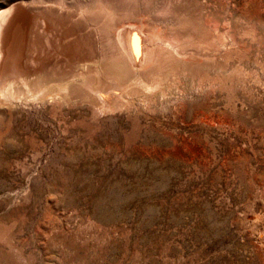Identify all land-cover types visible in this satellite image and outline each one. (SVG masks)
I'll list each match as a JSON object with an SVG mask.
<instances>
[{
    "label": "rangeland",
    "instance_id": "1",
    "mask_svg": "<svg viewBox=\"0 0 264 264\" xmlns=\"http://www.w3.org/2000/svg\"><path fill=\"white\" fill-rule=\"evenodd\" d=\"M16 4L29 23L23 70L0 71V93L14 83L0 94V264H264V0H0V13ZM95 6L107 22L87 18ZM140 22L168 40L138 30V61L161 45L164 64L112 88L106 37ZM39 77L71 88L39 98L22 84Z\"/></svg>",
    "mask_w": 264,
    "mask_h": 264
},
{
    "label": "bare ground",
    "instance_id": "2",
    "mask_svg": "<svg viewBox=\"0 0 264 264\" xmlns=\"http://www.w3.org/2000/svg\"><path fill=\"white\" fill-rule=\"evenodd\" d=\"M62 3V2H61ZM62 5H64V4H62ZM67 5V4H66ZM97 5H99V4H97ZM106 5H108V4H106ZM110 5V4H109ZM68 6V5H67ZM111 6V5H110ZM109 6V7H110ZM61 7V6H60ZM65 7V6H64ZM52 8H54V6L52 7ZM55 9V8H54ZM58 9V8H57ZM63 9H65V8H63ZM95 9H96V11H90V12H88L87 13V18L88 19H90L91 21H96L97 22V24L99 23V22H101L102 21V19L104 18V9L105 8H103V6L102 7H100V6H95ZM108 9V8H107ZM110 9V8H109ZM53 10V9H52ZM51 10V11H52ZM69 10V9H68ZM35 11V10H34ZM64 11H67V10H64ZM71 12L72 11H67L65 14H59V15H57V14H55V19H56V17H58L59 19H61V18H64V17H66V18H68L70 15H72L71 14ZM64 13V12H63ZM89 13H91V14H89ZM11 14H12V9H9V10H5V11H3V12H1L0 13V68H1V65H2V63H3V60H4V62H5V64H4V71H2L1 72V74H2V78L3 77H5V78H11V74H15V73H19L20 71H22L23 70V67L21 66V57H22V46H23V41H24V38H25V33H26V29H27V25H28V23H29V19H27L26 21H24L23 19H21V17L16 21V24H15V26H14V33H11L10 34V37L9 36H7V40H8V42L7 43H5V40H4V25L6 24V22H7V20L11 17ZM52 14V13H51ZM51 16H53V15H51ZM107 16V15H106ZM108 17V16H107ZM103 20H105V19H103ZM66 21V20H65ZM40 23H41V21H39ZM39 22H37V23H39ZM105 22H107L106 20H105ZM141 23V22H140ZM109 24V23H108ZM107 24V25H108ZM33 25V24H32ZM34 25H35V23H34ZM104 26L106 25V24H103ZM135 26V30H137L136 32H135V30L134 29H132L133 31H126V28H124V26H126V24L123 26V25H121L122 27H120V29L118 30V32H115V33H113V31L112 30H110V31H112V34H109V35H107L108 37H106V38H108V40H109V43L110 44H108V46L110 45V47H111V51L114 53V54H116V60L114 59L113 61H111V60H107V61H105L104 63H103V72L105 71V73H104V75L106 76V78L108 79V82L110 83V87H112V88H120L121 86H123V85H126V84H128L129 83V81L131 82V81H137L138 79L139 80H142V75H141V73H140V71H143V70H141L142 68H144V65L146 66V63H148V62H150L149 64L151 65V66H153V67H150V68H155L156 66H157V64L158 65H160L161 66V64H164V62L163 63H161L160 62V64L158 63V61L156 60L157 58H155V60L157 61V62H153V57H154V52L156 51V53L157 54H159L158 52H157V50L159 49L158 47H160V46H158L159 44H155L156 46H158L157 47V50H154V49H156V48H154V49H151L150 50V52L148 53V55L147 56H145V57H143L140 61H138V44L141 42H139L138 43V40H139V38H141V37H139V36H141V35H139L138 36V34H136V33H138V30L141 32V33H145L148 37H150V39H153L154 38V41L157 39V42L156 43H158V40H160V42L159 43H161V41L163 42V41H167L166 40V37H165V35H166V29L164 28V30H166V31H164V30H161V29H156V28H158V27H156L155 29L156 30H153V31H150L149 30V28L148 29H146V27H145V25H144V23H141V24H129V26ZM147 25V24H146ZM38 26V25H37ZM40 26V25H39ZM116 26V25H115ZM115 26L113 27V28H115ZM128 26V25H127ZM128 26V27H129ZM150 26V25H149ZM44 27V26H43ZM42 27V28H43ZM106 27V26H105ZM117 27H119V26H117ZM151 27V26H150ZM107 28V30L108 29H110V28H108V27H106ZM112 28V27H111ZM129 28H131V27H129ZM38 29L39 28H37V31H38ZM117 29V28H116ZM163 29V28H162ZM36 30V29H35ZM40 30V29H39ZM109 31V30H108ZM34 32V31H33ZM32 32V33H33ZM49 32V31H48ZM139 32V33H140ZM46 33L47 32H45L44 34H41V36L42 37H44V38H46ZM144 34V35H145ZM32 35V34H31ZM36 35H37V32H36ZM49 35V34H48ZM21 36V37H20ZM34 36V35H33ZM32 37V36H31ZM41 37V38H42ZM35 38V37H34ZM169 38V37H168ZM46 39H48V38H46ZM45 39V40H46ZM27 40V39H26ZM32 41V40H31ZM39 41V40H38ZM49 41H51V40H49ZM105 41H107V40H105ZM8 43H10V47H9V56H8V59H6V61H5V56H4V49L6 50V48H7V44ZM31 43V42H30ZM45 43V42H44ZM51 43V42H50ZM169 43H171V42H169ZM25 44H27V43H25ZM172 44V43H171ZM35 45H38V44H35ZM164 45H166V44H164ZM167 45H168V43H167ZM179 45V44H178ZM178 45H175V47L176 46H178ZM39 46V45H38ZM41 46V45H40ZM44 46V45H43ZM163 46V45H162ZM173 46V45H172ZM179 46H181V45H179ZM109 47V48H110ZM163 47H165V46H163ZM167 47H169V46H167ZM37 48V47H36ZM36 48H35V51H36ZM180 48V47H179ZM165 49V48H164ZM163 49V50H164ZM177 49H178V47H177ZM184 49V48H183ZM31 50H32V48H31ZM163 50L161 51V52H163ZM165 50H167V48L165 49ZM175 50V49H174ZM179 50V49H178ZM180 50H182V49H180ZM139 51H140V49H139ZM160 51V50H159ZM168 51H170V50H168ZM176 51V50H175ZM29 52V51H28ZM166 52V51H165ZM170 52H173V49H172V51H170ZM170 52L167 54H164V56H166V55H169L170 54ZM177 52V51H176ZM32 53V52H31ZM164 53V52H163ZM182 53V52H181ZM181 53H179L180 55H181ZM186 53H187V51H186ZM190 53V52H189ZM111 55H112V53H110ZM139 54H140V52H139ZM146 55V54H145ZM160 55H163V54H159V56ZM171 55H172V53H171ZM177 55V54H176ZM175 54H174V56H176ZM26 56V55H25ZM186 56V55H185ZM140 57V56H139ZM173 57V56H172ZM159 58V57H158ZM165 58H167V57H165ZM162 60H163V58H161ZM174 59H175V57H174ZM169 60H171L170 58L168 59V61ZM176 60V59H175ZM159 61H160V59H159ZM164 61V60H163ZM167 61V60H166ZM165 61V62H166ZM174 61V60H173ZM170 62V61H169ZM172 62V61H171ZM175 62V61H174ZM167 64H170V63H167ZM167 67V66H166ZM169 67V66H168ZM159 68V67H158ZM97 69V68H96ZM159 70H161V69H159ZM150 71H151V69H150ZM149 71V72H150ZM162 71V70H161ZM144 72V71H143ZM147 72V71H146ZM145 72V73H146ZM155 72V71H154ZM156 73H158V72H156ZM161 74H162V72H161ZM160 74V75H161ZM23 75H25V74H23ZM40 75V74H39ZM38 75V76H39ZM46 75V74H45ZM82 74H79L77 77H79V76H81ZM84 75V74H83ZM144 75V74H143ZM160 75H158V76H160ZM163 75V74H162ZM26 76V75H25ZM148 76V75H147ZM146 76V77H147ZM157 76V77H158ZM64 77V76H63ZM44 78V77H43ZM61 79H63L62 77H60ZM69 78V77H68ZM145 78V77H144ZM144 78H143V80H144ZM160 78V77H159ZM12 79V78H11ZM17 79H19V77L17 78ZM20 79H21V77H20ZM34 79V78H33ZM32 79V80H33ZM45 79V78H44ZM66 79V78H65ZM73 79V78H72ZM79 79H80V77H79ZM147 79V78H146ZM15 79H13L12 81H14ZM29 80V79H27L26 80V78H24V79H22V84H23V86L25 87V89H27V90H31V91H33V92H36L37 94H38V96H39V98H41L40 96H42V98H43V96H49V97H56L58 94L60 95V93L63 91H66L68 88H71V87H69L68 85V82H59V83H56L55 85H51V84H47V83H45V81H43V79H42V77H39V78H36L35 80ZM60 80V79H59ZM68 80H70V79H68ZM73 80H76V77H75V79H73ZM160 80V79H159ZM9 81V80H8ZM65 81V80H64ZM71 81V80H70ZM90 81V80H89ZM107 81V80H106ZM146 81V80H145ZM71 82H73V81H71ZM150 82H151V80H150ZM158 82V81H157ZM21 83V82H20ZM51 83V82H50ZM70 83V82H69ZM133 83H135V82H133ZM137 83V82H136ZM147 83H149V82H147ZM1 84V83H0ZM12 84H14V83H11L9 86H8V90L6 91V89H2L1 90V95H3V96H5V98L7 97V98H9L10 96H11V91L13 92L14 91V89L13 90H11L12 89V87L13 86H11ZM16 84V83H15ZM22 84H20V85H22ZM17 85V84H16ZM71 85V84H70ZM78 85V84H77ZM82 85H83V87H84V90L83 91H86L87 92V90H90L91 89V87H89V86H87L84 82L82 83ZM102 85V84H101ZM129 86H130V84H128ZM5 86V85H4ZM18 86V85H17ZM80 86V85H79ZM132 86V85H131ZM156 86V85H155ZM159 86V85H158ZM15 87V86H14ZM76 87H78V86H76ZM123 87H125V86H123ZM135 86H133V88H134ZM16 88V87H15ZM100 88V87H99ZM103 88V87H102ZM136 88V87H135ZM153 88V87H152ZM162 88V87H161ZM19 89H20V87H19ZM160 89V88H159ZM9 90H11V91H9ZM97 88L96 89H92L91 91H95V92H97ZM107 90V89H106ZM105 89H104V91H106ZM114 90V89H113ZM151 90V89H150ZM73 91H75V90H73ZM82 91V92H83ZM90 91V92H91ZM156 91V90H155ZM157 91H158V89H157ZM163 91V90H162ZM81 92V91H80ZM110 91H108V93H109ZM113 92V91H112ZM23 93V92H22ZM27 93V92H26ZM78 93V92H77ZM103 94H105V93H107V92H102ZM102 93H100V92H98V97H99V95L101 96V97H105V95H103ZM116 93H118V92H116ZM16 94V93H15ZM62 94V93H61ZM66 95H67V93H65ZM69 94H71V93H69ZM85 94H87V93H85ZM95 94V93H94ZM118 94H120V93H118ZM18 95V94H17ZM35 95V94H34ZM73 95V94H72ZM80 95V94H79ZM90 95V94H89ZM14 96V95H13ZM20 96V95H19ZM37 96V97H38ZM71 96V95H70ZM113 96H114V94H113ZM112 95H111V98L113 97ZM61 97V96H60ZM63 97V96H62ZM118 97V96H117ZM15 98V97H14ZM47 98V97H46ZM91 98V97H90ZM115 98H116V96H115ZM154 98V97H153ZM99 99H100V101L101 100H103V99H101L100 97H99ZM114 99V98H113ZM117 99V98H116ZM9 100H10V98H9ZM107 100V99H106ZM105 100V101H106ZM120 100V99H119ZM95 101H96V99H95ZM108 102V101H107ZM106 102V103H107ZM110 102V101H109ZM131 102V101H130ZM104 103V102H103ZM102 103V105H104ZM117 103V102H116ZM94 104V103H93ZM110 104V103H109ZM127 104V103H126ZM129 104H131V103H129ZM96 105V104H95ZM102 105H101V108H102ZM108 105V104H107ZM97 106V105H96ZM116 107V106H115ZM99 108V107H98ZM120 108V107H119ZM125 108V107H124ZM108 109H110V108H108ZM112 109V108H111ZM104 110V109H103ZM96 111V110H95Z\"/></svg>",
    "mask_w": 264,
    "mask_h": 264
},
{
    "label": "water",
    "instance_id": "3",
    "mask_svg": "<svg viewBox=\"0 0 264 264\" xmlns=\"http://www.w3.org/2000/svg\"><path fill=\"white\" fill-rule=\"evenodd\" d=\"M24 14L28 15V9H26L25 6H23L21 4H16L15 6L12 7V14H11V17L9 18L10 20H9V23L6 27V30L4 31L5 43L8 42L7 36L10 37V34L14 33L13 31H14V26L16 24V21L20 17L24 16ZM9 47H10V43L7 44L6 50L4 49V56L6 57L5 61H6V59H8V56H9ZM4 64H5V62L3 60V63H2L1 68H0L1 72L4 71Z\"/></svg>",
    "mask_w": 264,
    "mask_h": 264
}]
</instances>
